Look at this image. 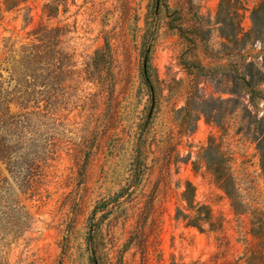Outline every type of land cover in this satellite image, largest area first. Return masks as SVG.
Listing matches in <instances>:
<instances>
[{
	"label": "rangeland",
	"instance_id": "1",
	"mask_svg": "<svg viewBox=\"0 0 264 264\" xmlns=\"http://www.w3.org/2000/svg\"><path fill=\"white\" fill-rule=\"evenodd\" d=\"M236 1L240 16L229 8L221 25L220 0H0V60L39 23L63 28L55 57L70 56L1 71L4 89L43 110L27 122L34 109L13 108L16 125L0 132V264H243L250 218L238 220L206 166L210 154L228 160L243 202L264 212V82L245 57L264 45L245 35L261 0ZM44 4L56 18L41 17ZM186 183L211 212L201 230L178 217L190 213Z\"/></svg>",
	"mask_w": 264,
	"mask_h": 264
},
{
	"label": "trees",
	"instance_id": "2",
	"mask_svg": "<svg viewBox=\"0 0 264 264\" xmlns=\"http://www.w3.org/2000/svg\"><path fill=\"white\" fill-rule=\"evenodd\" d=\"M24 1L26 0H5V6L7 9H13L17 7L19 3ZM237 6H240V4L236 0H220L217 9L218 23L223 25V16L229 8L235 10L231 13L232 17H230L229 20L232 21L238 18L240 15H238L236 11ZM56 15L57 5L44 4L42 6L41 17H47L51 19L56 18ZM249 19L251 26L245 35L253 40L259 38L261 39V37L264 35V0H261L251 10ZM31 20L32 18L30 17L27 21V24H29ZM62 29L63 28L58 26L54 28H48L47 26L39 23L29 32V35L33 37L32 41L21 45L17 50L13 49V44L8 45V40L5 41L3 49L4 54L7 55L2 60H0V132L4 131L6 137H9L13 127L16 125V114L12 112L13 108L17 109L18 111L34 109V111H30L27 114H21L22 117L25 118V121L28 122L27 117L29 115H40L42 113L43 107L40 104L42 102L40 99L32 98L26 93L17 95L19 93L18 90L8 91L7 89H4V81L2 80L3 77L1 71L7 69L5 66L16 62L20 63V65L25 69L36 65L53 66L54 62L63 64L70 58V56L67 54H60V57H55V48L59 44L57 38L59 37L60 31H62ZM237 31H239V28ZM15 58L18 59L15 60ZM90 60L94 66L101 63L102 57H100L99 52L96 51ZM257 74L262 77L259 82H264V72L258 70ZM142 75L144 78L147 77L146 70L142 71ZM187 107L189 106H186V108L180 110V122L182 126L187 125L191 120L190 111ZM200 112L203 113L204 111ZM258 135L259 138L256 149L259 156V166L264 182V130H260ZM6 137L3 138L0 136V161L2 162H6L10 154L9 141ZM211 150L215 151L216 154H218L220 150V145L215 143L213 138H210L209 145L206 148V151ZM227 162L228 160L224 159L221 155L219 157H216V155L215 157H212L210 154L206 160V166L211 172L217 186L222 190L226 198L229 200L232 211L238 220L242 222L243 218L247 214L250 218L249 227L243 232V241L246 244L243 264H264V212L251 209L246 203L243 202L242 196L239 195L237 189L235 188V182L232 174L230 173V168ZM182 197L186 202V207L190 213L186 214L178 211V217L186 220L187 225L201 230L200 222H210V210L207 207L194 204L192 186L190 183H186V188L182 193ZM243 228L245 227L243 226Z\"/></svg>",
	"mask_w": 264,
	"mask_h": 264
},
{
	"label": "built area",
	"instance_id": "3",
	"mask_svg": "<svg viewBox=\"0 0 264 264\" xmlns=\"http://www.w3.org/2000/svg\"><path fill=\"white\" fill-rule=\"evenodd\" d=\"M251 48L254 49V53L253 55H245L247 61L257 65L260 70H264V45L262 41L256 40L252 43ZM242 53H245V50H243ZM263 114L264 112H260L258 115L261 117Z\"/></svg>",
	"mask_w": 264,
	"mask_h": 264
}]
</instances>
